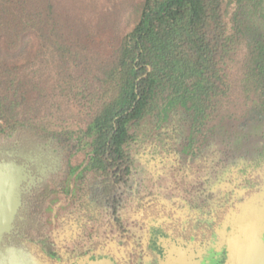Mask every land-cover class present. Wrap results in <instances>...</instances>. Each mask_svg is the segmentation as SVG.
Here are the masks:
<instances>
[{"label":"trees","instance_id":"16d2710c","mask_svg":"<svg viewBox=\"0 0 264 264\" xmlns=\"http://www.w3.org/2000/svg\"><path fill=\"white\" fill-rule=\"evenodd\" d=\"M242 1L0 0V133L84 124L95 145L116 146L159 98L161 115L215 113L243 37L230 9Z\"/></svg>","mask_w":264,"mask_h":264},{"label":"flooded vegetation","instance_id":"af4514ba","mask_svg":"<svg viewBox=\"0 0 264 264\" xmlns=\"http://www.w3.org/2000/svg\"><path fill=\"white\" fill-rule=\"evenodd\" d=\"M248 1L251 44L264 56V0ZM215 116L169 124L156 130L166 142L147 146L129 134L142 117L116 146L82 141L86 127L45 131L42 151L60 168L35 196L47 201L38 211L44 241L55 240L68 264H225L235 228L264 224V113L208 129Z\"/></svg>","mask_w":264,"mask_h":264},{"label":"water","instance_id":"95a60500","mask_svg":"<svg viewBox=\"0 0 264 264\" xmlns=\"http://www.w3.org/2000/svg\"><path fill=\"white\" fill-rule=\"evenodd\" d=\"M45 140L51 142L49 133L30 125L0 133V264L69 263L55 240L44 241L39 222L38 211L47 201L38 206L35 196L60 168L57 154L42 151ZM227 252L225 264H264V224H239Z\"/></svg>","mask_w":264,"mask_h":264},{"label":"rangeland","instance_id":"374dc122","mask_svg":"<svg viewBox=\"0 0 264 264\" xmlns=\"http://www.w3.org/2000/svg\"><path fill=\"white\" fill-rule=\"evenodd\" d=\"M102 2H113L115 0H101ZM230 14L233 18L231 26H237L242 32L243 37L240 41V46L237 54L227 62L225 67L226 72V83L228 85V91L225 97H223L220 102L218 110L215 111V117L210 118L207 121L208 129L212 125L220 126V128H226L227 119L232 118L235 121L244 114H252L256 112V108L260 109L264 113V56L261 55L260 59L252 62L250 58L252 56V44H251V30L254 23L255 12L251 8V3L248 0H243L239 4H232L230 9ZM236 24V25H235ZM262 73V77L259 76ZM246 74L249 75L250 80L247 84L251 83V93L248 98L244 92ZM192 80H188L187 83H190ZM250 82V83H249ZM166 94V93H165ZM164 94V95H165ZM218 100V98H215ZM158 106L151 109H148L146 114L142 117L139 125L131 128L129 134L132 136V139L138 137L143 140V145H151L157 141L158 144H163L164 137L157 136L156 130H164L169 124H173L179 129L184 127V119L186 118L189 122L191 119L196 116V113L193 109L188 106L174 105L164 112L165 117H159L161 115L160 105L163 103L162 99H157L155 102ZM211 114L205 113L200 117V120L206 121V117ZM173 116V117H171ZM193 116V117H192ZM185 119V120H186ZM190 120V121H189ZM187 126V125H186ZM213 126V127H214ZM69 131H73L78 128L80 132L86 127L84 124L68 126ZM206 127H204L205 129ZM54 130H60V128H55ZM78 137V135H76ZM90 136L87 138L81 136L82 141H87ZM79 139V138H77ZM156 139V140H155ZM130 140L129 142H131ZM83 153L79 155L77 161H81Z\"/></svg>","mask_w":264,"mask_h":264}]
</instances>
